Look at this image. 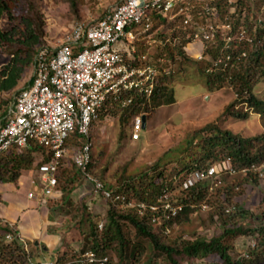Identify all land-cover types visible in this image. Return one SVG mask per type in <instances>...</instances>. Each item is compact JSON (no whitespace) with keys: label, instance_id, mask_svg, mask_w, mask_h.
Wrapping results in <instances>:
<instances>
[{"label":"trees","instance_id":"trees-1","mask_svg":"<svg viewBox=\"0 0 264 264\" xmlns=\"http://www.w3.org/2000/svg\"><path fill=\"white\" fill-rule=\"evenodd\" d=\"M237 0L230 13V5L227 0H191L189 13H191L199 25L208 26L207 7H215L217 16L223 25L230 24L231 29L227 33L231 40L227 45L224 34L218 30L214 38L205 42L200 60L189 56L187 45L191 43L193 30L186 29L183 25L185 15H180L173 20H168L161 14H152V25L148 32L140 34L136 40V61L140 66L152 64L150 57L145 60L140 57L147 55L145 42L149 38L156 36L159 49L156 57L165 58L172 64L187 65L192 64L197 72L201 74L203 82L209 91H216L229 87L233 90L235 98L227 105L225 113L244 120L250 114L264 113V101L259 99L254 93L255 86L264 79V20L258 19L257 9L262 0ZM73 3V2H72ZM73 6L75 4L73 3ZM255 7V8H256ZM9 7V0H0V13H7L11 18L12 12ZM41 27L39 14L35 15ZM25 19V17H24ZM28 39L32 43L26 47L10 49L13 59L0 71V94L13 90L19 83L22 73L31 59V54L37 53V49L32 48V44L38 36L32 33L31 23L24 20ZM244 32L240 37L241 32ZM14 31H4L0 28V45L13 41ZM28 58V59H27ZM157 60V62H158ZM34 62V60H33ZM158 66L160 61L157 63ZM163 64V63H162ZM160 65L158 69L160 70ZM174 76L171 72L168 74ZM166 73H159L154 81L152 93L138 90L126 91L121 94L119 101L118 125L120 129L119 139L123 138L126 126L132 127L133 118L137 115L147 116L148 112L163 105H171L175 102V90L171 84V78ZM31 81V80H30ZM29 81V82H30ZM130 99L131 102L125 107H121L120 102ZM0 104V122L8 113L9 102L3 100ZM108 102H105L98 111V118L93 122L97 124L103 120L108 113ZM246 105L247 109L243 113L234 111L231 108L237 105ZM76 132L72 133L66 143L72 148L85 142ZM92 141V136L90 138ZM97 155L92 152V161L89 165L90 174L99 179L114 194H121L126 202L144 203L145 208L141 213L134 207H124L120 202H111L101 197L108 205L105 219L106 223L102 229L93 222L94 215L88 213L89 226L86 231H82V244L77 249H60L52 252L49 257H39L33 259V255L41 256L43 251L33 253L29 251L28 245L18 235V230L7 224H2L0 220V231L11 234L12 239L2 244L0 240V264H31L43 260H51L54 264H73L78 254L85 251H94L99 256H108L113 264L111 253L118 256L119 264H128L136 261L138 255H142L151 250L153 256L148 257L146 264H156V260L165 255L169 264H264V212L255 214L256 209L246 210L240 205L228 210L229 204L234 199V186H241L243 182L251 180L255 184L259 182V173H253L252 167L258 166L264 160V131L259 135L244 138L240 134H235L230 130H221L215 124H210L201 131L196 132L191 138L186 140V145L181 151L183 154L173 159L174 167L165 168L158 163L149 170L137 172L133 175H125V172L117 179V184L106 182L103 177L97 176L94 172L98 164V158L103 155V146L95 148ZM43 154V148L37 144L27 149L13 147L0 154V183L18 184V179L23 172L31 170L33 167V155ZM95 155L97 157H95ZM169 155V153H167ZM47 158H41L36 164L39 166ZM43 160V161H42ZM228 162L230 169L241 172L245 170L244 177L234 182L223 181V183L210 191L208 179L198 180L192 185L183 188V184L192 174L206 172L215 163ZM179 164H184L179 167ZM75 169L77 167L72 164ZM172 165V166H173ZM66 163L60 166L56 172L57 186L56 192H60L61 198L73 191L74 179L65 171ZM77 174L84 176L77 169ZM67 173V174H66ZM176 190H178L177 193ZM91 192L94 193V191ZM214 194H213V193ZM64 193V195H63ZM172 197L168 201L173 206H180L174 216L169 212L164 213L162 205L157 200L166 194ZM169 194V195H170ZM214 195L215 199L209 198ZM98 196V195H97ZM264 202V198L262 199ZM261 201V202H262ZM68 204L71 202L68 199ZM202 202L212 205L209 219L214 223V229L209 235L195 237L192 240H184L177 237L168 240L166 230L172 225L186 220L188 215L194 211L195 206ZM87 205L83 204L82 210H87ZM151 206H156L151 210ZM168 216V217H167ZM162 219V220H161ZM250 219L258 221L255 227H247L246 222ZM129 227L133 230V235L126 231ZM249 235L255 236V243L247 250L239 248L234 241L239 237ZM246 255L236 258L233 254Z\"/></svg>","mask_w":264,"mask_h":264},{"label":"rangeland","instance_id":"rangeland-1","mask_svg":"<svg viewBox=\"0 0 264 264\" xmlns=\"http://www.w3.org/2000/svg\"><path fill=\"white\" fill-rule=\"evenodd\" d=\"M120 1L9 0L12 15L9 18L7 13H0V28L4 31L13 30L14 37L11 43L0 45V71L13 59V55L9 52L10 49L23 48L27 44L32 43L27 38L29 33L26 32L27 23L24 21L25 19L31 23L30 29L32 33L38 36L37 41L32 44L34 50L42 45L57 47L66 38L76 22L95 21ZM252 1L257 2L256 0ZM72 2L75 6H73ZM258 2V8L256 6L253 7L257 9L258 19L264 20V0ZM36 14H39L41 18L40 28V23L35 16ZM220 24V27H224ZM157 40L156 36H152L148 42H145L147 57L149 56L151 63L157 65V67L162 65L159 73H166L168 75L171 72L174 75L172 78L169 75L168 77L171 78L170 81L175 90V102L148 112L145 128H142L139 138L136 140L131 139L130 124L126 126L123 138L119 139L120 129L117 122L119 104L114 99V96L111 97L107 104L108 113L105 118L97 124L92 123V142L94 145H102L104 151L103 155L97 157V152L94 149L95 157L98 158V164L94 172L97 176L103 177L106 182L113 185L117 184V179L124 172L125 175H133L137 172L149 170L157 163L161 166L165 165V168L168 169L174 167L172 161L175 157L183 154L179 150L185 147L186 140L210 124H215L221 130H230L235 134H240L244 138L259 135L264 131V113L261 115L250 114L244 120L225 113L227 105L235 98L233 90L225 87L220 90L209 91L203 82L201 74L196 71L192 64H184L182 66L176 63L172 64L162 57L158 66L159 60L156 55L161 46ZM162 47L160 50H162ZM201 48L200 44L198 46L189 44L186 47L190 52L188 55L194 58L199 55L200 50L203 49ZM30 57L31 59L28 61L29 63L26 65L18 85L13 90L0 94V104L2 107H4L3 103H1L3 100H7L10 105L17 93L31 80L34 53ZM254 93L259 99L264 101V79L260 80L255 86ZM231 109L243 113L246 111L247 106L239 104ZM40 160L41 153H35L33 155V171H37L36 164ZM65 160L67 166L65 171L75 180L73 191L71 193L66 192L68 197L63 196L61 198L60 192H56L52 197L41 198L42 205L41 209H39L44 226L46 225L48 233L53 236L56 242V249L53 251L45 249V244L40 243L39 222L35 220L36 218H34L33 213L30 219V227H27L26 231L21 230L20 235L28 245L29 251L33 253L43 251L41 256L33 255L34 260H38L42 256L47 258L52 252L60 249L69 250L72 247L78 249L82 244L81 233L82 231H86L89 226L87 220L88 213H92L95 216L93 222L97 225L100 223L105 225L106 223L107 203L101 197L91 192V189L93 191V187L90 183L83 181L80 174H77V169L72 165L71 157L69 156ZM183 165L179 164L178 166L183 167ZM211 167L215 169L214 176H200L202 172L192 174L183 184V188L190 185L188 181L193 184L198 180L208 179L211 186L210 191H212L213 188L220 186L223 181L231 183L242 179L245 175L243 170L241 172L234 171L230 173L228 162H218ZM33 171L25 173H32L34 175ZM252 172L259 173V182L255 184L251 180H248L247 182H243L241 186H234V199L229 204V210L234 209L236 205H240L246 210L256 209L255 214L257 215L264 212V202L262 201L264 198V168L260 167L252 170ZM261 173H263L262 176ZM35 177V179L39 177L38 171ZM27 187L28 185L24 188L26 189ZM36 187L38 188V185ZM177 192L178 190L175 193ZM169 194L160 197L157 200L158 204L163 207L164 203H170L168 199L172 195ZM209 198L215 199L214 195L209 196ZM68 199L71 201L69 204L66 202ZM83 204L87 205V210H82ZM37 205H39L38 201H33L31 204L32 208L37 207ZM193 208H195L194 211L188 215L186 220L172 225L165 231L168 240H174L177 237H181L184 240H192L198 236L211 234L215 227L214 223L209 219L212 205L202 202ZM2 224L4 225V223ZM256 225H258V221L254 219L246 222L247 227H255ZM126 231L133 235L132 228L127 227ZM5 234L4 231H0L2 244L8 242L4 237ZM255 240V236L249 235L237 238L234 243L244 251L254 245ZM36 242L38 244H35ZM111 255L113 257V264H119L117 254L111 253ZM233 255L236 258L243 256L235 253ZM152 256L151 250H148L142 253V255H138L136 261H132V264H146L147 258ZM243 257L247 256L244 255ZM128 264H131V262H128ZM156 264H169V262L166 260L165 255H163L156 260ZM183 264H186V262Z\"/></svg>","mask_w":264,"mask_h":264},{"label":"built area","instance_id":"built-area-1","mask_svg":"<svg viewBox=\"0 0 264 264\" xmlns=\"http://www.w3.org/2000/svg\"><path fill=\"white\" fill-rule=\"evenodd\" d=\"M190 1L121 0L95 21L76 22L57 47H39L34 57L31 81L17 93L8 105L7 116L0 122V154L13 147L27 149L37 144L43 148L41 158L49 156L48 160H42L43 163L37 166L39 177L31 182L38 185V194L30 191L27 194L29 198L36 194L40 199L55 195L56 172L70 156L85 182L93 187L96 196L113 203L120 202L124 207L135 206L140 213L143 211L144 203L126 202L124 196L114 194L90 174L92 152L99 146L90 141L92 123L98 118L99 109L112 96L119 101L126 91L152 93L159 69L155 64L140 66L134 54L138 36L151 28L153 13L161 14L170 21L185 15L184 27L194 31L190 44H200L203 48L204 43L211 41L218 30L224 34L225 43L229 44L231 37L227 33L231 29L230 24H220L215 7L205 8L209 15L207 21L210 22L206 27L197 24L189 13ZM236 1L227 0L231 13ZM243 34L242 31L240 37ZM202 51L196 59L202 58ZM140 58L145 60L147 55ZM130 102V99L121 101V107ZM142 116L140 114L133 118L132 140L138 139L142 131ZM74 132L86 141L70 148L66 141ZM260 167L264 168V160L260 165L253 166L252 170ZM233 172L230 169V173ZM214 173L215 169L209 167L200 176L212 177ZM163 208L172 216L181 210L180 206L168 202L164 203ZM150 209L155 210L156 206ZM98 227L102 229L103 224H98ZM5 238L11 240L12 236L7 234ZM31 264L54 262L43 260ZM73 264L111 263L108 256L85 251L78 254Z\"/></svg>","mask_w":264,"mask_h":264},{"label":"crops","instance_id":"crops-1","mask_svg":"<svg viewBox=\"0 0 264 264\" xmlns=\"http://www.w3.org/2000/svg\"><path fill=\"white\" fill-rule=\"evenodd\" d=\"M30 171L33 170L31 169L28 172ZM25 172H23L18 179L17 186L13 183H0V220L2 223L7 224L10 227L16 228L18 230V235L21 237V230L26 231L27 227H30V219L32 218L31 216L33 213L34 218H36L35 220L39 222L40 243L45 244V249L53 251L56 249V242L53 239V236L48 233L46 225L44 226L42 216H40L39 209H41L42 205L41 199L37 194L33 198L27 196L30 191H34L35 193L38 190L36 185L31 182L36 178L37 171H33L34 175L32 173L26 174ZM26 185H28V187L25 189L24 187ZM35 189L37 190L35 191ZM33 201H38L39 204L35 208H32L33 206H31Z\"/></svg>","mask_w":264,"mask_h":264},{"label":"water","instance_id":"water-1","mask_svg":"<svg viewBox=\"0 0 264 264\" xmlns=\"http://www.w3.org/2000/svg\"><path fill=\"white\" fill-rule=\"evenodd\" d=\"M145 125H146V116L143 115L142 116V128H145ZM35 244H38V242H36Z\"/></svg>","mask_w":264,"mask_h":264}]
</instances>
